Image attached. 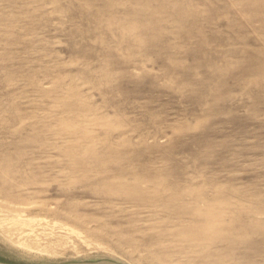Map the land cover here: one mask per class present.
<instances>
[{"label": "rangeland", "instance_id": "374dc122", "mask_svg": "<svg viewBox=\"0 0 264 264\" xmlns=\"http://www.w3.org/2000/svg\"><path fill=\"white\" fill-rule=\"evenodd\" d=\"M264 264V0H0V261Z\"/></svg>", "mask_w": 264, "mask_h": 264}, {"label": "water", "instance_id": "95a60500", "mask_svg": "<svg viewBox=\"0 0 264 264\" xmlns=\"http://www.w3.org/2000/svg\"><path fill=\"white\" fill-rule=\"evenodd\" d=\"M0 264H18V263H9V262L0 261ZM62 264H121V263L110 261V260H101L97 262H69V263H62Z\"/></svg>", "mask_w": 264, "mask_h": 264}]
</instances>
